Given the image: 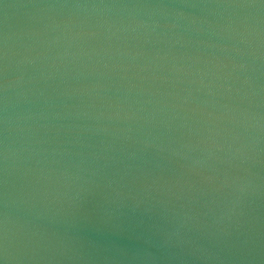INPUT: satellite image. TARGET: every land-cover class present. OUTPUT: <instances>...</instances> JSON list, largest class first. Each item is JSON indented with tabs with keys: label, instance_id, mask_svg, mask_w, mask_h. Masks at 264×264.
<instances>
[{
	"label": "water",
	"instance_id": "obj_1",
	"mask_svg": "<svg viewBox=\"0 0 264 264\" xmlns=\"http://www.w3.org/2000/svg\"><path fill=\"white\" fill-rule=\"evenodd\" d=\"M0 264H264V0H0Z\"/></svg>",
	"mask_w": 264,
	"mask_h": 264
}]
</instances>
